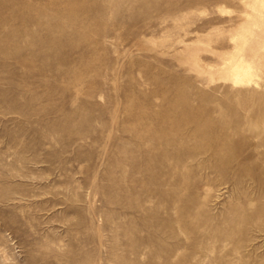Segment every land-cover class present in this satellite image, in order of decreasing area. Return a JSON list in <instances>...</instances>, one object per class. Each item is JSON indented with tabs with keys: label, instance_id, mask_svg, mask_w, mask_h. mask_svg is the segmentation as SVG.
Returning <instances> with one entry per match:
<instances>
[{
	"label": "rangeland",
	"instance_id": "obj_1",
	"mask_svg": "<svg viewBox=\"0 0 264 264\" xmlns=\"http://www.w3.org/2000/svg\"><path fill=\"white\" fill-rule=\"evenodd\" d=\"M0 264H264V0H0Z\"/></svg>",
	"mask_w": 264,
	"mask_h": 264
},
{
	"label": "bare ground",
	"instance_id": "obj_2",
	"mask_svg": "<svg viewBox=\"0 0 264 264\" xmlns=\"http://www.w3.org/2000/svg\"><path fill=\"white\" fill-rule=\"evenodd\" d=\"M77 15V14H76Z\"/></svg>",
	"mask_w": 264,
	"mask_h": 264
}]
</instances>
